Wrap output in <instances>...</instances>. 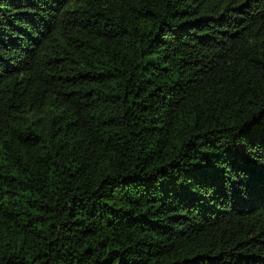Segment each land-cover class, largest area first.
Listing matches in <instances>:
<instances>
[{
  "label": "trees",
  "instance_id": "16d2710c",
  "mask_svg": "<svg viewBox=\"0 0 264 264\" xmlns=\"http://www.w3.org/2000/svg\"><path fill=\"white\" fill-rule=\"evenodd\" d=\"M0 264H264V0H0Z\"/></svg>",
  "mask_w": 264,
  "mask_h": 264
}]
</instances>
